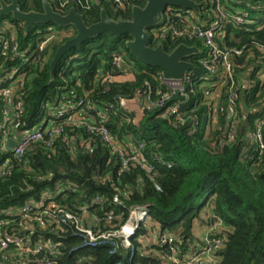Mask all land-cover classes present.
Masks as SVG:
<instances>
[{
    "label": "trees",
    "instance_id": "16d2710c",
    "mask_svg": "<svg viewBox=\"0 0 264 264\" xmlns=\"http://www.w3.org/2000/svg\"><path fill=\"white\" fill-rule=\"evenodd\" d=\"M49 1L62 15L76 8L89 26L101 20L102 9L111 18L131 19L133 6L146 3L145 0H129L125 7H118L112 0H69L63 10L58 6L60 1ZM195 1L201 5L202 18H207L211 0ZM19 4L24 12H43V0H19ZM167 18L149 30L151 46L163 43L168 52L183 43L204 49L200 55L188 59L196 66L188 73L192 82L186 83L190 100L184 104L180 116H169L167 110L180 98L177 93L164 108L144 106L135 121L136 113L133 111L127 116L121 100L134 98L137 91L147 100L152 91L153 99H157L168 88L160 79L163 75L160 68L144 64L127 49V42L133 39L130 34L116 38L106 32L87 40L62 58L52 80V62L61 45L76 37L75 27L34 25L26 34L22 22L11 15L0 17V27L6 21L20 26L21 50L39 43L41 35L55 34L44 50L32 58L25 71V81L17 89L24 110L12 117V128L7 131L11 139H21L27 132L40 127L65 99L89 119L98 112L106 113L105 123L118 140L134 149L142 144L144 155L154 169L149 173L134 163L123 169L119 155L113 154L99 137L84 128L68 127L52 145L32 143L23 159L11 160L8 172L0 177V208L19 209L49 194L56 207L75 213L82 219V226L92 225L94 233L99 235L120 229L132 207L149 204V219L160 233L175 236L184 255L196 248L194 224L208 207L210 218L207 222L213 220L212 215L224 222L219 236L225 237L226 243L214 254L219 258L216 264H264V150L250 135L256 125L261 124L264 142V85L251 90L240 89L236 123L221 116L214 130L206 127L202 118L209 114L213 88L212 83L204 79L203 42L172 34L156 36L154 32L163 27ZM176 24L182 26L177 17ZM229 32L227 39L231 46L250 44L258 54L256 44L264 43V28L248 34L236 29L233 35L231 30ZM118 50L124 54L126 65L135 72L134 79L104 81L107 74H119L112 60L113 53ZM239 61L246 70L259 66L254 60L245 63L242 58ZM81 99L90 105V110L77 106ZM5 106L0 99V113ZM2 122L0 116V125ZM197 125L198 132H193ZM233 125L236 136L229 141V128ZM5 132L0 131V166L9 156L2 141ZM96 197L103 198L104 202L89 207L84 216L79 208L91 204ZM116 197L120 202L115 201ZM111 213L121 219L109 223L107 218ZM96 218L99 223L94 221ZM77 226L69 224L58 235L48 234L60 243V253L56 257L49 256L57 264H164L172 254L171 245L156 244L149 247V253L146 252L148 247L142 248L137 238L149 234L145 225L139 229L137 238L131 239L130 248H124L116 240V254H113L115 247L111 242L85 247L87 240Z\"/></svg>",
    "mask_w": 264,
    "mask_h": 264
},
{
    "label": "built area",
    "instance_id": "2783aa9c",
    "mask_svg": "<svg viewBox=\"0 0 264 264\" xmlns=\"http://www.w3.org/2000/svg\"><path fill=\"white\" fill-rule=\"evenodd\" d=\"M52 1H57V3L60 1L58 6L63 10L69 4V0ZM112 1L118 7H125L129 0ZM172 8H168V18L163 27L156 32V35L165 37L172 34L190 40H201L205 48V56L202 58L205 68L204 79L212 83L210 85L213 91L217 85L220 87L219 91L212 92L217 95L220 94L216 100L210 98L212 103L209 114L202 118V121L206 127L213 130L221 116L231 123H236L238 121L236 108L240 89L251 90L264 85V43L256 44L257 54L251 49L250 44L243 43L240 46H231L228 44L227 36L230 33L229 30L233 35L234 29L248 34L253 33L254 29L264 28V0H211V11H209L207 18H202V12L200 14L194 11L176 12ZM176 17L182 21V26L176 24ZM19 31L20 26L13 21H6L0 27V99L4 100L6 104L0 113L3 120L0 131H6L2 141L5 144V151L9 154L0 166V177L8 172L12 159H23L32 143L45 142L50 146L53 141L64 134L68 127L84 128L92 135L99 137L108 145L113 154L119 155L123 169H127L131 163H134L152 173L154 169L144 155L143 145L141 144L137 149L123 145L106 125V113L98 112L89 119L84 117L71 101H65V99L61 104L59 103V109L51 113V118H45L40 127L27 132L21 139H15L17 145L13 148L9 147L11 137L7 135V131L12 128V117L19 116V113L24 110V103L17 89L25 81V71L32 58L39 51H43L47 43L53 38L49 32L41 35L40 42L35 46H28L27 49L21 50ZM242 58H245V63L254 60L259 66L246 70L245 66L240 64L239 59ZM112 60L115 67L118 68L119 74H107L104 81L124 82L128 80L129 75L134 77L135 72L126 65L122 51H115ZM160 79L167 86L168 91L161 96L159 95L160 97L157 99H153V93L150 91L148 94L150 106L164 108L178 93L180 98L167 110L169 116H180L184 104L190 100L186 83L192 82L191 77L187 73L182 81H168L163 74ZM141 99H143L141 91H137L134 98L121 100L120 104L127 116L133 114L129 109V104ZM77 106H83L87 111L91 108L82 99ZM49 121H52V124H48ZM181 122L183 123L185 120H181ZM198 127L199 125L195 126L193 132H198ZM233 127L234 125L229 128V141H233L236 136V130ZM250 135L256 142L260 143V148L264 150L262 125L257 124ZM156 188L161 190L159 184H156ZM115 201L120 202V198L116 197ZM103 202V198L96 197L91 204L80 207V212H83L82 214L85 216L89 207ZM150 209L151 205L149 204L132 207L130 216L122 223L120 229L96 235L92 225L89 227L82 226V219L77 217L75 213L56 207L53 197L49 194H45L41 201L31 200L19 209L0 208V264H57L49 256L54 255L56 257L60 253V243L48 234L58 235L69 224L78 225V230L87 240L84 244L85 247L111 242L115 247L113 254H116V240L128 249L131 247V239L137 238V233L142 225H145L149 230L151 229L146 224ZM211 218L213 220L206 224L196 248L184 255L181 254V243H177L175 236L160 233L158 229L154 231V241L150 244L151 246L156 244L171 245L172 254L166 258L164 264L211 263L208 261L215 256V253L221 251L226 243V238L219 236L221 230L224 229L223 220L214 215ZM118 219H121V216L111 213L108 215L107 221L111 223ZM94 221L99 223L97 218ZM15 222L18 223V226ZM12 224H14L13 227H11ZM145 237L138 236L137 239L142 243ZM42 253L45 255L41 257Z\"/></svg>",
    "mask_w": 264,
    "mask_h": 264
},
{
    "label": "water",
    "instance_id": "95a60500",
    "mask_svg": "<svg viewBox=\"0 0 264 264\" xmlns=\"http://www.w3.org/2000/svg\"><path fill=\"white\" fill-rule=\"evenodd\" d=\"M145 2V6H133L131 19L111 18L107 11L102 9L101 20L90 26L87 25L84 16L76 8H72L68 14L62 15L54 10L49 0H43V12H24L19 0H13L12 3L1 0L0 17L11 15L14 19L22 22L26 34L34 25L57 24L60 27H75L76 37L61 45L52 62V80H54L58 63L68 52L80 48L87 40L110 32L116 38L130 34L133 39L127 42V49L134 57L146 65L160 68L166 80L182 81L185 74L196 68L195 64L188 59L199 55L202 50L195 45L186 43L178 45L172 52H168L163 43L153 47L149 30L162 24L169 7L200 14L201 5L195 0H145ZM16 145L17 140L13 138L9 140L10 148Z\"/></svg>",
    "mask_w": 264,
    "mask_h": 264
},
{
    "label": "rangeland",
    "instance_id": "374dc122",
    "mask_svg": "<svg viewBox=\"0 0 264 264\" xmlns=\"http://www.w3.org/2000/svg\"><path fill=\"white\" fill-rule=\"evenodd\" d=\"M50 34L53 35V38L55 37L54 36L55 34H53V33H50ZM46 36H48V35H46ZM201 50L204 51V49H201ZM219 90H220V87H219V85H217L216 88L214 89V91H219ZM219 94L217 95L216 93H212V95L210 96L211 100L212 99L216 100L218 98ZM131 104L132 103L129 104V108L133 112V108H132ZM139 117H140V113L138 111V113L136 114V117H134V118H135V120H138ZM209 218H210V212L208 211V209H206V210L203 211V213L201 215V219L196 221V223L194 224V235H195V239H196L195 242H199L200 241V237H201V234H200L201 233L200 232L201 229H200V227L203 226L204 223L207 224L208 223L207 221H208ZM203 221H205V222H203ZM146 224L151 229L149 231V234L145 237V239L143 238L144 240L142 242V246H143L142 248L146 250V248L148 247L147 249H149V250L146 251V252L149 253L151 251L149 247H152L150 243H153V241H154L153 233L157 229V226L150 219H148ZM206 224H205V226H206ZM218 259H219L218 257L215 258V256H214L208 262H211L210 264H216Z\"/></svg>",
    "mask_w": 264,
    "mask_h": 264
},
{
    "label": "crops",
    "instance_id": "0c3cea01",
    "mask_svg": "<svg viewBox=\"0 0 264 264\" xmlns=\"http://www.w3.org/2000/svg\"><path fill=\"white\" fill-rule=\"evenodd\" d=\"M127 78H128V80H133L134 79L133 75H129ZM131 105H132L133 111L137 114L138 111H139V113H141V110L140 109H143L144 106H149L150 105V102L147 99H141L140 101H138V103L137 102H132ZM48 124H52V121H49ZM206 209H208V211L210 210V208H208V207H206ZM205 224L206 223H204L203 226L200 227V229H201L200 230V232H201L200 234L203 233V231L205 229Z\"/></svg>",
    "mask_w": 264,
    "mask_h": 264
},
{
    "label": "flooded vegetation",
    "instance_id": "af4514ba",
    "mask_svg": "<svg viewBox=\"0 0 264 264\" xmlns=\"http://www.w3.org/2000/svg\"><path fill=\"white\" fill-rule=\"evenodd\" d=\"M145 6V5H144ZM169 15V11L167 10L166 11V13H165V18H166V16H168ZM155 30H153L152 32H154ZM154 33H156V32H154ZM157 36V35H156Z\"/></svg>",
    "mask_w": 264,
    "mask_h": 264
}]
</instances>
